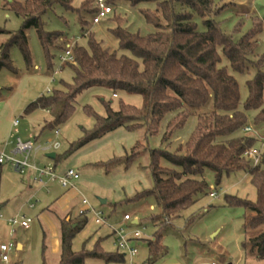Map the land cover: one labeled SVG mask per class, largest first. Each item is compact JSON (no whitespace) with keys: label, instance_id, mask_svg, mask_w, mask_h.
I'll list each match as a JSON object with an SVG mask.
<instances>
[{"label":"trees","instance_id":"16d2710c","mask_svg":"<svg viewBox=\"0 0 264 264\" xmlns=\"http://www.w3.org/2000/svg\"><path fill=\"white\" fill-rule=\"evenodd\" d=\"M119 1L107 0V4L115 7ZM126 1L133 5L156 4L155 10L142 11L147 23L156 32L147 36L132 33L122 25L121 19H117L118 26L111 32L118 39L120 48L130 52V56L110 51L90 35L88 47L77 45L73 48L75 64L68 66L73 73L72 83L64 84L61 90L29 104L25 114L49 112L52 119L46 128L53 129L68 121L76 109L78 96L86 90L105 88L112 91L115 98L119 93L143 98L141 108L123 101L118 108H114L113 102L102 100L106 112L103 117L88 108L87 114L95 118L94 127L85 133L82 141L72 145L71 152L120 129L142 132V138L121 161L126 167L135 163L141 166L142 160L147 161L141 167L150 173L152 188L138 194L132 202L153 196L159 207V215L152 219L159 228L158 232L153 239L140 241L148 247V262L154 264L168 254L162 240L172 219L192 207L198 196L206 191L204 176L207 170L215 174L217 184L224 176L238 172L247 174L257 190L256 203L236 198H229L228 202L241 205L250 212L246 218V230L264 226V140L256 126L253 128L258 136L244 132L249 126L248 112H258L255 125L264 123V61L257 63L252 60L259 50L256 35L260 25L255 31L235 40L225 34L213 19L224 10L216 9L214 0ZM4 2L6 9L23 19L22 28L0 44V71L6 68L14 73L17 70L10 55L14 47L20 50L27 66H32L27 35L31 28L37 32L49 64L52 51L63 50L54 42L63 33L47 32L43 21L44 16L56 6L78 13L82 25L87 24L82 14L96 15L98 12L94 0H85L77 9L73 6L75 0ZM177 5H180V11ZM196 18L203 20L204 31L199 30ZM252 65L256 75L246 84L248 97L242 104L240 85L235 75L249 74ZM206 109H210L209 114L204 113ZM194 117L198 119V125L185 146L186 154H183L185 149L182 146L174 152L150 148L149 137L159 136L163 120H169L161 136L162 146L166 147L174 134ZM252 148L263 149L258 166L245 157ZM55 160L58 162L59 158ZM162 161L180 170L166 169ZM67 219L60 221L61 257L58 264H85L87 258L106 263L125 261L117 251L107 253L99 246L92 252H73L72 242L85 228L89 217L78 215L70 221ZM247 245L264 258V231L252 237Z\"/></svg>","mask_w":264,"mask_h":264},{"label":"rangeland","instance_id":"374dc122","mask_svg":"<svg viewBox=\"0 0 264 264\" xmlns=\"http://www.w3.org/2000/svg\"><path fill=\"white\" fill-rule=\"evenodd\" d=\"M16 1L23 2V0ZM84 1L75 0L74 8H80ZM214 3L216 9L224 8V10L220 11L213 19L225 34L235 40H240L245 35L255 31L260 25L256 35L259 50L252 60L257 63L264 61V0H214ZM4 5V0H0V44L11 34L17 33L23 25V19L6 9ZM114 8V12L98 25L93 24L95 15L82 14L87 22V24L82 25L80 23L81 16L78 13L66 11L61 6H56L48 12L43 19L45 30L63 33L59 38L54 39V42L62 46L63 50L55 49L52 51L51 64L48 63L38 34L33 28L27 31L32 66H27L17 47L11 49L10 55L15 69L20 76L25 75V82L29 84L26 102L17 114L20 120L22 119L21 116L25 115L27 105L42 97L47 88L52 92L45 95L48 97L54 91L61 90L64 84L72 83L73 73L68 67L70 64L64 65L60 60L68 46L72 48L77 45L88 47L90 35H92L97 42L110 51H115L119 55L130 56V52L120 48L118 39L111 32L118 26L117 19H121L122 25L132 33L147 36L156 32L142 14V11L146 9L155 10V3L133 5L129 1L121 0ZM180 9V5H177V10L180 11ZM195 21L199 30L204 31L203 20L196 18ZM33 67H39L41 70L35 71ZM61 68H63L62 71L55 76V83L49 85L47 78L50 79L54 72ZM19 75L17 76L16 73L6 68L0 71V106L4 99L10 98L12 88H15L20 82ZM255 75L256 69L253 65L249 67V74L235 75L240 85L242 104L248 97L246 84L249 80L254 79ZM102 100L113 102L114 108H118L120 101L137 108L143 106V98L139 95L119 93L115 98L113 92L105 88L86 90L78 96L76 109L66 123L53 129L46 128L44 132L43 130L40 131L42 133L40 143L45 145L51 142V144L39 150L37 155H34L36 158L33 157L32 160L42 167L47 163L56 165L58 172L75 169L81 173L80 180L76 183V189H73L79 194L71 204L73 215L81 207L82 199L86 198L94 208L102 209L108 213L111 217V224L115 226L121 225L117 223L123 219L125 214H131L134 220L140 221L141 226H136L132 222L122 225L131 231L134 229L142 230L144 238L151 240L159 230L152 221L153 217L159 215V207L153 196H146L138 202H132L138 194L152 188L153 181L150 173L142 169L147 161L142 160V167L136 163L126 167L123 163L127 153L142 138V132L120 129L71 152L72 145L82 141L85 138V133L94 127L95 118L93 115L87 114V109H91L93 113L99 116H105L106 112ZM204 113L209 114L210 109L204 110ZM257 114L258 112L247 113L248 124L252 127L256 126L257 131L264 138V123L258 126L254 124ZM35 117L39 118L37 121L40 122L41 128H45L44 120L50 122L52 119L50 114L41 111L37 112ZM24 120L25 126L30 127L28 125L29 118L25 116ZM168 122V119L161 122L159 136L149 137L151 149H166L170 152L176 151L179 146L185 149L198 125L197 118H190L186 126L174 134L170 145L164 147L161 136L164 134ZM57 130L60 131V135L56 134ZM243 134L245 135L244 132ZM186 152L185 149L183 154ZM47 154H55L59 161L48 159ZM162 166L169 170H180L167 161H162ZM34 176L36 177V174ZM204 179L207 184L206 191L198 196L197 202L192 207L182 211L177 218L172 219V223L164 232L162 240L168 254L154 264H166L168 261L181 264H211L213 257L216 258L215 250L221 254L230 255L229 262L226 264H264V258H261L257 251H252L251 247L247 245L252 237L264 231V226L256 230H246V218L250 212L241 205H231L228 202L229 198H236L256 203L257 190L251 183V178L243 172H238L224 176L217 184L215 174L207 170ZM39 187H42V183L36 181L35 188ZM212 189L218 192V198L210 197ZM41 191L42 194L34 202L48 196V192L53 201L67 192L57 182L49 184L47 189ZM100 199L107 200V204L102 205ZM39 211L38 207L37 210L26 212L33 219L30 229L17 228L13 240L9 238V240L4 241L0 238V245L13 244V249L10 252L11 260L8 264L59 263L61 243L58 248L59 252H57L51 242L50 235H46L47 229L43 220L38 218ZM49 216L53 220V214L49 213ZM63 219L64 217L59 218L60 221ZM67 220L70 221L71 218ZM88 223H91L90 219ZM89 224L74 238L72 251L77 254H81L83 251L92 252L99 246L104 252L114 253L116 251L114 238L108 228L92 223V237L83 236V232L89 228ZM99 228H103V231L100 232ZM23 241H25L26 247L20 253L17 245ZM58 241L60 242V240ZM138 247L139 254L136 261L144 264L149 259L148 247L144 242L140 243ZM0 264H6L2 260L1 254ZM85 264L107 263L100 259L87 258Z\"/></svg>","mask_w":264,"mask_h":264},{"label":"crops","instance_id":"0c3cea01","mask_svg":"<svg viewBox=\"0 0 264 264\" xmlns=\"http://www.w3.org/2000/svg\"><path fill=\"white\" fill-rule=\"evenodd\" d=\"M62 69L63 68L59 69L57 72L60 73ZM33 70L40 71L41 68L33 67ZM58 73L54 72V74L50 77V79L47 78L49 85L55 83L56 81L55 76ZM16 75L17 76L19 75L18 72L16 73ZM21 76L19 75V78L21 79L18 85L15 88H12L10 98L4 99L3 100L4 102L0 106V150H3L7 153L12 152L15 147L16 138L19 137L25 141L33 140L37 144L38 148L41 147L34 153V155L36 156L39 150H41L43 147H47V145L49 144L46 143L44 145V143H40L42 136L41 130H43V132L46 130L48 121L44 120L45 128L44 127L41 128L40 122L37 121L39 120V118L35 117V115L39 111L29 115L25 114L24 116H21L22 118L21 120L18 118L17 114L24 105V103L26 102V96L29 90V84L25 82V75L22 77ZM52 79L54 80V82L51 81ZM48 89L49 88L45 90L42 96L49 95ZM41 112H46V111H41ZM46 113L49 114V112ZM25 116L29 118L28 125L32 129L30 127L27 128L25 126V120H24ZM15 121H19V124L16 127L14 126ZM56 132H58V135H60L59 130H57ZM48 155L49 154H47L46 157L48 159H52L49 158ZM35 158L36 157H34V159ZM33 162L37 164L35 161ZM49 164L51 163H47L45 165H49ZM36 181L38 180H35V176L33 177V174L29 173L27 176H23L15 172L10 166H0V238L4 241L9 240V238L10 240H13L15 238L17 228L20 227H16L14 229L15 232L12 233L13 229L9 223V219L17 215H23L31 218L30 216H28L26 212L29 210L30 211L37 210L39 207L40 211L38 212V218H40L41 221L43 220L45 227L47 229L46 235L47 236L50 235L54 249L57 252H59L58 248L61 243L59 218L62 217L75 218L79 215L80 208L77 209L78 211L76 212L75 215H73V210L71 208V204L73 200L77 198L79 194L74 190H67V192H65L63 195H61L60 197L56 198L53 201V198L49 197L50 193L48 192V196L41 198L40 199L41 201L37 200L36 202H34L35 199L39 198L40 195L42 194L41 190L47 189L49 184L54 183L47 181L40 182L42 183V187L36 189L35 188ZM49 213L53 214L54 217L53 220L52 218H50ZM135 221L137 220H134L133 223H135ZM88 224L89 223H87V225ZM117 224H127V222H124V217H123V219L119 221ZM103 228H108L112 233L110 227L105 226ZM103 228H99L100 232L103 231ZM92 230H93V226L91 222L89 224V228H87L86 231L83 232V236L92 237ZM8 234L9 237H7ZM58 240H60V242ZM140 243L143 242H138L137 244L139 245ZM25 247H26L25 241L18 243L17 245L18 252L22 253L25 250ZM214 253L216 258L213 257L212 259L213 261L219 262L221 264H226L229 262L230 259L229 254L228 255L221 254L218 250H215ZM10 260H11V256H10ZM166 264H181V263L178 262L173 263L168 261Z\"/></svg>","mask_w":264,"mask_h":264},{"label":"built area","instance_id":"2783aa9c","mask_svg":"<svg viewBox=\"0 0 264 264\" xmlns=\"http://www.w3.org/2000/svg\"><path fill=\"white\" fill-rule=\"evenodd\" d=\"M94 6L98 10L93 18L94 25L100 24L102 20L114 12V7L108 5L107 0H94ZM60 60L64 65L75 64V57L71 46L66 48L64 55L60 57ZM51 81L54 82L53 79ZM50 93L51 90L48 89V94ZM18 124L19 121L14 122L15 127L18 126ZM244 132L254 133L258 136V132L251 125L246 126ZM56 134L58 135V132H56ZM261 139L264 140V138ZM50 144L51 142L48 145ZM40 148L41 147H37V144L33 140L25 141L18 137L16 138L15 147L12 152L7 153L0 150V166H10L15 172L23 176H27L29 173L33 175L36 174L35 180H38L39 182H57L65 190L76 189V183L80 180L81 174L75 169L58 172L55 166L51 164L42 167L33 162V155ZM262 155V148H252L246 152L245 157L250 160L254 166H258L262 161ZM214 190L215 189H212V192L210 193V197L213 199L219 197L218 192ZM79 215L88 216L90 221L96 226H107L111 228L116 251L124 257L125 261L122 263L112 262L107 264H141L136 261V257L139 254L137 243L144 239L142 230L134 229L131 231L128 228H125L122 224L119 226L111 224L110 215L102 209L94 208L86 198H83L81 201ZM133 221L134 219L131 214H126L124 216V222H132V224L136 226H141L139 220H137L136 224L133 223ZM9 223L13 229L12 233H14L16 227L29 229L33 223V219L27 216L17 215L10 218ZM12 249V243L0 245L1 258L6 264L10 262V252ZM144 264L150 263L147 260ZM211 264L221 263L213 261Z\"/></svg>","mask_w":264,"mask_h":264},{"label":"water","instance_id":"95a60500","mask_svg":"<svg viewBox=\"0 0 264 264\" xmlns=\"http://www.w3.org/2000/svg\"><path fill=\"white\" fill-rule=\"evenodd\" d=\"M48 157L54 159V158H55V154H49ZM100 203H101L102 205H106L107 200L100 199ZM135 223H137V221H135Z\"/></svg>","mask_w":264,"mask_h":264}]
</instances>
